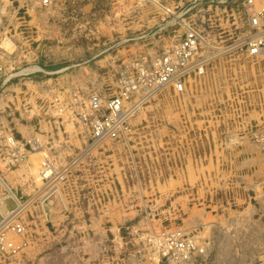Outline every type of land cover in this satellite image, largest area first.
Listing matches in <instances>:
<instances>
[{
	"label": "rangeland",
	"instance_id": "1",
	"mask_svg": "<svg viewBox=\"0 0 264 264\" xmlns=\"http://www.w3.org/2000/svg\"><path fill=\"white\" fill-rule=\"evenodd\" d=\"M1 1L0 159L37 188L17 200L0 174V216L20 201L25 228L8 234L21 248L0 264H216L210 250L222 241L233 250L223 247L219 264H264V218H236L264 192L238 168L251 152L264 166V57L243 47L264 33V12L260 29L249 23L264 0ZM187 25L205 39V74L182 92L163 88L116 138L96 141L92 124L108 111H92V97L120 94L134 64L172 47ZM46 160L56 179L43 187ZM179 196L227 218L185 230L188 211L171 205ZM160 235L187 241L186 256L163 254Z\"/></svg>",
	"mask_w": 264,
	"mask_h": 264
},
{
	"label": "built area",
	"instance_id": "2",
	"mask_svg": "<svg viewBox=\"0 0 264 264\" xmlns=\"http://www.w3.org/2000/svg\"><path fill=\"white\" fill-rule=\"evenodd\" d=\"M49 0H43L47 4ZM248 4L253 6L254 0H247ZM261 12L253 13L250 16V26L255 29L261 27ZM185 31L181 39L172 47L167 48L164 52L153 56L152 58H141L134 69L137 70V76L125 75L121 93L114 95L105 103L98 96H93L90 105L92 111L104 110L107 107L108 114L103 119H97L92 124L93 136L96 141H101L106 138H116L120 131L123 130L125 122L132 115L140 104L146 102L151 96L167 86H172L175 91L182 92L186 90L188 81L194 78L202 77L206 72L208 65V57L203 54L205 43L204 37L200 31L193 25L184 27ZM7 22L6 10L4 4L0 0V36L6 35ZM246 53L249 57H264V33H258L251 40L244 43ZM133 104L127 106V102L131 99ZM132 99V100H133ZM105 105V106H104ZM86 121V114L83 116ZM12 145H15L13 139H10ZM17 153H10L11 158ZM52 162L46 160L41 169V180L44 186L49 185L56 179V171ZM48 189V187H46ZM51 188V187H49ZM46 189V190H47ZM17 207L5 216H0V253H8L14 255L18 253L21 245H16L7 236L10 233L25 234L24 224L20 223L15 217L18 215ZM160 235L155 239L161 247L165 255H183L189 248L182 237L170 235L162 237ZM25 242L22 243L24 245Z\"/></svg>",
	"mask_w": 264,
	"mask_h": 264
},
{
	"label": "crops",
	"instance_id": "3",
	"mask_svg": "<svg viewBox=\"0 0 264 264\" xmlns=\"http://www.w3.org/2000/svg\"><path fill=\"white\" fill-rule=\"evenodd\" d=\"M240 164V165H239ZM239 167L238 168H243L247 170V173L244 174V179L247 181L248 185H251L255 188H263L264 186V169H263V164H261L260 160L257 159L256 156H254V154H252V152L250 153V155L248 157H244L243 160H241L239 162ZM0 174L3 176L4 181L6 182L7 186L9 187L10 190H12V192L14 193V195L16 196L15 198L17 200H19L18 196H20L21 198H27L28 196H31L37 186H31L30 184H28L29 182L26 180V178L22 175L20 176L18 172L12 171L10 172L9 169L7 168V165L0 159ZM252 183V184H251ZM261 201L258 202L259 206H253L248 209L249 211L247 212L246 217L245 216H237L236 218H264V192H262L261 194ZM6 199V198H5ZM15 201V200H14ZM19 205L20 204V201ZM16 203V201L14 202ZM181 203V207L185 208L184 211H188V214L183 218V228L185 230H192L195 229L197 227H199L204 220L207 219H214V218H227L226 215H222V214H209V212L205 209L202 210V208H198L197 210H195V207H190L189 205H187L188 203L185 202V197L184 196H179L178 198L176 197V199H173V202L171 205H173L175 207H178V204ZM18 205V203H16ZM190 204V203H189ZM251 204V203H250ZM188 207H187V206ZM8 206V205H7ZM17 207V206H16ZM15 208V206H14ZM187 209V210H186ZM170 215L172 217L173 213H175L174 210H171ZM122 214V213H121ZM128 214H124L123 217H128ZM122 217V216H121ZM129 218V217H128ZM93 223H95V220H92ZM262 225H264V220ZM92 227H95V225L93 224ZM264 234V231H262ZM79 236V235H78ZM104 237V236H103ZM99 237L97 236H90L86 239L89 240L90 244L92 243L93 245V250H99ZM264 238V235H263ZM102 239V238H101ZM230 242V241H229ZM227 247H226V245ZM225 248V250L232 252L233 250V246L228 247V241L227 242H217L216 247H214L213 249L210 250V252H213L216 257L215 261H217L216 264H219L218 262L220 261V257L222 256L221 254H226L227 251H225V253H223V249ZM94 253V252H93ZM93 253L89 254L91 255L92 258H95L96 255H94ZM93 254V255H92ZM220 255V257H218ZM223 264H229L228 262H226L225 260Z\"/></svg>",
	"mask_w": 264,
	"mask_h": 264
}]
</instances>
